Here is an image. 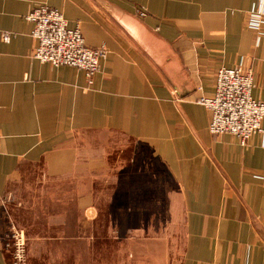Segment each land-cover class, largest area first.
I'll list each match as a JSON object with an SVG mask.
<instances>
[{
	"label": "crops",
	"instance_id": "1",
	"mask_svg": "<svg viewBox=\"0 0 264 264\" xmlns=\"http://www.w3.org/2000/svg\"><path fill=\"white\" fill-rule=\"evenodd\" d=\"M40 5L105 47L91 84L32 57ZM252 10L264 0H0V264L12 226L27 264H150L155 248L165 264L168 228L177 264H264V138L211 135L197 103L220 67L251 69L264 102ZM171 57L194 87L183 97L161 71Z\"/></svg>",
	"mask_w": 264,
	"mask_h": 264
},
{
	"label": "built area",
	"instance_id": "2",
	"mask_svg": "<svg viewBox=\"0 0 264 264\" xmlns=\"http://www.w3.org/2000/svg\"><path fill=\"white\" fill-rule=\"evenodd\" d=\"M142 11L139 13L141 17L146 14L145 10ZM247 17L249 29L263 34L264 15L252 10ZM26 20L33 24L31 35L36 42L32 52L34 59L54 68H75L84 72L87 82L92 83V78L100 71L101 62L106 57L104 47H87L79 28H69L60 11L46 5L34 8ZM8 39L9 35L3 34V40ZM252 87L251 69H217L213 94L201 96L197 101L210 112V134L233 136L242 147L254 135L264 138V102L252 98ZM11 247L10 264H24L25 233L22 229L11 230Z\"/></svg>",
	"mask_w": 264,
	"mask_h": 264
},
{
	"label": "rangeland",
	"instance_id": "3",
	"mask_svg": "<svg viewBox=\"0 0 264 264\" xmlns=\"http://www.w3.org/2000/svg\"><path fill=\"white\" fill-rule=\"evenodd\" d=\"M142 11V9H137V15L139 17H141L139 15V13ZM143 12V11H142ZM146 14L143 16L145 17ZM104 47V46H101ZM105 48V47H104ZM97 49V48H96ZM106 50V49H105ZM107 54V52H106ZM105 59V58H104ZM226 68V67H225ZM229 69H233V68H229ZM217 71V70H216ZM86 77V76H85ZM93 79V78H92ZM213 94V93H212ZM211 94V95H212ZM209 126V125H208ZM209 132V131H208ZM212 135V134H211ZM217 136V135H216ZM230 136V135H229ZM233 137V136H232ZM248 142V141H247ZM247 144V143H246ZM246 146V145H245ZM242 147V146H241ZM244 147V146H243ZM11 198V196H10ZM11 200V199H10ZM13 228H17V229H22L25 232L24 228L21 227H17V226H12L9 228V237L11 240V230ZM182 233L179 229L177 228H168L166 229V242L164 244V250L166 249L167 251V258L165 259V264H177L179 261V257H180V252L182 249ZM26 249H27V237L25 236V252H24V264H27V256H26ZM156 248L153 251L152 256L150 255V259H149V263L150 264H156L155 259L153 258L156 255ZM104 256V255H103ZM105 258L108 259L107 256H104ZM153 259V260H151ZM12 260V257H11ZM152 262V263H151ZM106 264V263H105Z\"/></svg>",
	"mask_w": 264,
	"mask_h": 264
},
{
	"label": "water",
	"instance_id": "4",
	"mask_svg": "<svg viewBox=\"0 0 264 264\" xmlns=\"http://www.w3.org/2000/svg\"><path fill=\"white\" fill-rule=\"evenodd\" d=\"M161 71L179 97H183L194 90L191 81L177 58L171 57L166 60L161 67Z\"/></svg>",
	"mask_w": 264,
	"mask_h": 264
}]
</instances>
